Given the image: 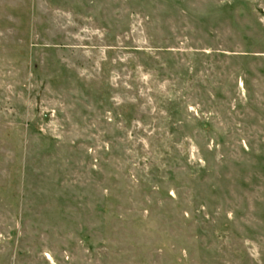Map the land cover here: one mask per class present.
<instances>
[{"label":"rangeland","instance_id":"obj_1","mask_svg":"<svg viewBox=\"0 0 264 264\" xmlns=\"http://www.w3.org/2000/svg\"><path fill=\"white\" fill-rule=\"evenodd\" d=\"M0 264H264V0H0Z\"/></svg>","mask_w":264,"mask_h":264}]
</instances>
